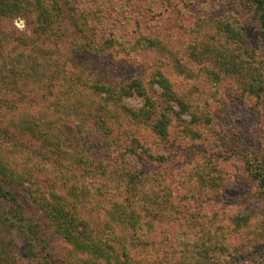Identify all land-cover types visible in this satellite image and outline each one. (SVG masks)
I'll list each match as a JSON object with an SVG mask.
<instances>
[{
	"label": "rangeland",
	"instance_id": "1",
	"mask_svg": "<svg viewBox=\"0 0 264 264\" xmlns=\"http://www.w3.org/2000/svg\"><path fill=\"white\" fill-rule=\"evenodd\" d=\"M124 4L119 10L115 4L102 12L97 9L87 19L64 10L50 26L43 20L35 25L30 14L0 19V67L6 63L13 70L0 71L1 87L7 82L0 91V124L13 132L7 144L16 155L14 166L28 173L24 186L34 192L18 191L24 220L14 216L13 204L0 199V263L13 256L17 264H39L48 253L50 264H78L71 246L47 220L49 206L41 204L47 189L54 187L67 198L69 212L85 221L88 232L111 242L116 252H127L135 264H173L179 258L164 239L175 246L184 238L189 249L196 240L210 248L212 264H264V185L259 179L264 164V44L256 5L251 0ZM99 13L106 14L102 22ZM94 24L103 35L118 39L99 48L102 38ZM148 38L155 42L147 43ZM158 73L188 105L179 113L169 100L173 113H166L167 135L159 138L145 123L130 125L139 142H132L135 151L129 153L109 138L96 140L103 122L117 135L119 114L105 112L104 93L88 91L81 99L78 91L84 83L139 78L151 99L160 102L164 89L156 82ZM122 103L147 108L135 92L124 95ZM192 114L199 124L191 120ZM27 118L38 123L41 119L54 140L82 154L87 174L59 165L47 146L50 141L18 133L20 120ZM85 128L91 146L83 147L80 134ZM220 131L237 151L221 147ZM191 140L218 145L219 153L178 147ZM238 140L245 150L238 148ZM155 151L171 156L150 159L147 154ZM124 197L151 228L135 232L109 225L107 210ZM28 221L46 240L42 253L41 243L30 246L31 233L24 235ZM187 264L199 263L192 258Z\"/></svg>",
	"mask_w": 264,
	"mask_h": 264
},
{
	"label": "trees",
	"instance_id": "2",
	"mask_svg": "<svg viewBox=\"0 0 264 264\" xmlns=\"http://www.w3.org/2000/svg\"><path fill=\"white\" fill-rule=\"evenodd\" d=\"M96 2H98L101 7H97L95 4ZM125 2H130V0H0V19L24 17L30 14L31 16L33 15L32 18L36 19L37 21H35V25H37L36 23H38V20H43L47 23V26H50V24L54 22V19H58L57 16H59V14L65 12L64 10H67L68 12L74 10L75 12H78L80 14V17H84L87 19V17L93 16L96 13L95 11H98L99 9H101L99 12L107 10L109 8V5H118L113 6L114 9L118 10L121 7L124 8ZM251 3L256 5L255 9L257 10L259 20L260 38L264 44V0H251ZM64 4L66 5V8L64 7ZM104 16H106V14L99 13L100 22L103 21ZM92 22L95 23V18ZM94 25L95 26H93V29H95V33L97 35H100V37L102 38L99 48L104 47V45H109L111 42L114 43L118 39L114 35H103L101 33L102 28L98 27L96 24ZM145 41L151 44H153V41L155 42V40L151 38H148V40ZM3 68L5 70L7 69V71H10L9 73L13 71L9 70L6 63H3V67H0V71ZM5 77L6 76H3V78ZM155 79L156 82L164 89L163 100H160V102L151 99L150 94L146 91L142 81L139 78H133L128 82H118V84L107 81H92L84 83V87L78 91L80 92L81 99L85 98L84 94L88 91L96 94L104 93L106 95V105L104 106L105 112L113 111L116 114V117L117 113L119 114L117 123L114 121L117 125V135H114L115 128H111L110 125H106L103 122L102 124L97 126L99 133H96V140H98L97 138L99 137H103L104 139L109 138L111 139L109 140L110 143H115L116 147L124 148L122 151L123 153H129L131 151H135V148L132 147V142H135V140H139L138 134H136L135 131L130 130V125L145 123L150 127L152 133L159 136V138L167 135V126L170 118L166 113H169V110L171 111L170 113H173V111L171 110L172 106L171 104H169V100H172L177 104L179 113L186 112L188 105L186 104V102H184V97L173 92L174 90L171 88L169 80L164 77L163 74L158 73ZM2 81L4 82V80ZM1 83L2 82L0 80V91L2 89H4L3 91H5L7 82L5 86L2 87ZM131 92H135L136 94L144 98V105L147 106L146 109H134L122 103V97L124 95H130ZM5 100H7V98ZM115 109L118 111H115ZM191 117L192 121H194L196 124H199V120L194 118V114H192ZM40 122L41 123H38V121L33 118L32 120H29L28 118L27 120H20L19 126H17L16 131L20 134H28L38 139L45 140L46 142L50 141L47 146L54 151L53 152L49 149L52 152L53 156H55L58 164H65L71 169H73L74 166L80 171L82 170L83 172H80V176H84L87 170L84 169L85 160L82 154H79L75 149L69 146H62L60 142L54 140V134L51 131V128L44 126L45 124L41 119ZM218 122L219 121L217 120V122H215V125L218 124ZM12 127L16 128V125L14 124ZM110 130H112L111 133ZM81 131L82 132L80 134V137L84 139L83 147L88 145L91 146L90 142L86 141L89 130L85 128L81 129ZM196 133H198L200 137V130L196 129ZM13 135L14 134L13 132H11L10 128L2 126L0 124V199L13 204L14 216L20 220H24V206L19 200L18 191L21 189H29V187L24 186V183L26 181H29V177L27 176V172L18 171L14 166L16 155L14 150L7 144L8 139L13 140ZM217 137L221 142V147H224L225 149L229 148V151H237V147L235 145L230 146V144L226 142V138L221 133V131L217 132ZM141 139L144 140V137ZM198 140L202 141L203 139ZM105 142L107 143V141ZM149 142L150 141L146 139L143 143L147 144ZM16 144L18 143L16 142ZM237 145L239 149H246L245 144L241 140L237 141ZM143 146L144 145H141V148ZM178 147H183L185 149L189 147L193 152L199 151L204 154L208 153L213 155L218 154L220 150L217 149L218 145L215 148L214 146H212V144H210V142L203 143L196 142L195 140H191L190 142L184 144L180 143L178 144ZM43 153L44 150L42 151V154ZM147 156L153 160H165L164 156H166L167 158L171 155L165 152L159 153L158 151H155L154 153L149 152ZM169 159L172 158L169 157ZM125 165L128 164L126 163ZM260 173V183L263 182L264 185V164ZM81 180L83 183L86 179L84 180V178L82 177ZM47 190L48 196L43 195V198H41V204L47 205V207L49 206L46 218L47 220H49V222H52L54 230L59 235H61L66 243L71 246L73 250V257H75V261L78 264H135L133 259L127 252H116L111 242H106L96 233L94 234L88 232L86 230L85 221L79 219L75 213H70L71 211L69 212V210L67 209V206L69 205L67 202V198L59 193L56 188L53 187ZM67 191H69L67 195H72V189ZM26 193H28L29 195L31 193L34 194V192L31 190H28ZM120 201L121 202H112L110 208L107 210V214L109 215V225L115 223L116 225H120L121 228L125 230L135 232L141 230L142 228H144L145 231L151 228V225H149L150 222L143 223L136 216L135 208L133 207L134 204H132L131 200H128V198L124 197ZM79 226H82V228L79 229ZM23 232L26 236L31 233V236L29 237L30 246H32L35 241L41 243L42 253L46 246V240L39 233L38 229L35 228L32 221L28 223V229L26 230V232ZM164 241L165 243H167L166 246L168 249L176 251L175 253L177 254L174 257L179 258L178 261L174 258L175 262L173 264H187V262L192 261V258L195 259L199 264H205V262L207 261V257H209V264L215 263L214 261H212V256H208L210 248L204 246L203 244H200V242H198L197 240L195 241V246L193 244L194 249H189L188 245L190 242L188 238H184L181 242L178 241V243H175V246L174 243L168 244L167 239H164ZM188 250L191 251L189 252V254L183 253L187 252ZM233 250H236V247L233 248ZM164 252L167 253L168 251L165 250ZM1 255L2 254L0 253V256ZM42 257L43 259L39 261V264H50L48 253H44ZM15 260L16 259L11 256V259H9V261L6 260L4 263L2 262V264H17ZM217 263L219 264V262Z\"/></svg>",
	"mask_w": 264,
	"mask_h": 264
}]
</instances>
